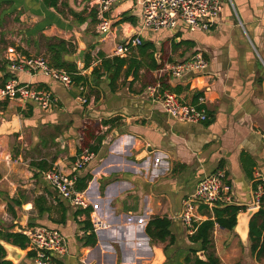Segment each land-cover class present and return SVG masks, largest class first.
<instances>
[{
	"label": "crops",
	"instance_id": "obj_1",
	"mask_svg": "<svg viewBox=\"0 0 264 264\" xmlns=\"http://www.w3.org/2000/svg\"><path fill=\"white\" fill-rule=\"evenodd\" d=\"M99 1L0 0V87L5 75L11 76L3 59L7 48L49 60L47 47L61 40L71 51L62 60L76 64L87 78L88 99L87 105L76 100L77 86L66 89L40 75L15 76L20 84L49 89L58 104L44 113L33 103L0 102V228L58 230L67 238V254L58 264L205 261L177 215L199 181L224 169L233 205L245 211L232 230L214 226L209 253L219 264H264L250 253L248 222L240 219L258 211L252 186L264 182V0H222L218 23L208 33L183 26L143 31L147 50L132 49L111 86L99 69L102 57L113 58V48L138 33L143 0H120L103 14ZM102 18L110 23L107 34L98 33ZM80 52L90 59L87 69L75 61ZM197 53L208 61L202 75L171 79L159 73ZM93 69H99V77L91 75ZM157 83L186 104L203 96L208 120L170 119L155 99L161 90L148 91ZM88 146L97 148L95 158L76 170L74 162ZM40 162L45 165H35ZM51 168L77 180L90 177L84 188L88 215L44 180ZM212 211L200 207V222L212 218ZM155 218L170 221L173 244L152 242L146 235V225ZM86 224L96 238L93 246L83 244L91 232ZM27 254L24 250L18 264H31Z\"/></svg>",
	"mask_w": 264,
	"mask_h": 264
},
{
	"label": "built area",
	"instance_id": "obj_2",
	"mask_svg": "<svg viewBox=\"0 0 264 264\" xmlns=\"http://www.w3.org/2000/svg\"><path fill=\"white\" fill-rule=\"evenodd\" d=\"M120 0H100L97 5L101 14L106 13ZM229 3L230 0H227ZM222 0H143L141 9V25L137 34L130 41L116 45L112 50V57L126 58L132 49L142 45L141 34L147 30L158 33L162 30L172 31L178 26L185 27L189 32H210L218 23ZM93 5V2L90 3ZM99 34H107L110 23L102 18L98 25ZM4 61L11 73V78L0 87V102L19 100L22 103H33L44 113L53 111L58 104L57 97L49 89H39L30 84H20L16 79L18 74L29 76L40 75L51 81L71 89L74 85L71 75L65 70L54 68L49 61L39 56H25L15 48L9 47L5 51ZM208 61L197 53L191 59L170 65L159 73L171 79H182L187 76L202 75L206 72ZM79 75L82 74L79 72ZM79 94L76 100L87 105L86 86L78 85ZM157 88L161 91L155 97L160 102L164 113L172 120L196 124L208 120L205 108V99L198 97L195 104H186L169 90L161 89L159 83L148 88L149 93L156 95ZM264 145V138H263ZM95 154L88 149L83 150L74 166L82 170L91 163ZM44 180L56 194L71 206L86 210L89 207V198L86 191L76 189L77 177L67 175L57 168H51L43 173ZM254 197V206L259 209L260 198L264 197V182L260 181ZM232 185L224 169H217L203 178L195 186L194 192L185 198L177 219L182 222L188 235L195 231V225L200 222L198 211L200 207L213 210L215 207L232 205ZM96 227L95 223L93 224ZM93 228V229H94ZM27 238V252L31 254V264H58L57 260L67 254V238L58 230L44 227H32L19 230Z\"/></svg>",
	"mask_w": 264,
	"mask_h": 264
},
{
	"label": "trees",
	"instance_id": "obj_3",
	"mask_svg": "<svg viewBox=\"0 0 264 264\" xmlns=\"http://www.w3.org/2000/svg\"><path fill=\"white\" fill-rule=\"evenodd\" d=\"M52 39L50 42L53 43ZM130 41V40H129ZM128 41V42H129ZM67 43L59 40H54V44L49 45L47 47V51L50 54L49 63L54 68L64 69L68 74L71 75L72 81L75 86L84 85L86 83V77L79 75V71H77L76 64L67 63L62 60L63 54L71 53L70 50L66 48ZM140 50L143 53L147 50V45H141ZM90 59L87 56H84L83 59V68L87 69L89 67ZM126 65V60L123 58L113 57V58H105L102 57L101 66L99 67L104 73H107L109 79L111 81L110 86L113 84L115 80L120 75V71ZM99 69H93L91 72L92 76H98ZM11 76L9 74L5 75V82L9 80ZM90 152L94 153L97 151L95 147H86ZM35 165H45V163L40 162ZM90 177H84L82 179H78L76 182L77 190H84L86 187V182ZM259 183L253 184V190H257V185ZM19 205V203H15ZM8 210L11 211V206L8 205ZM241 211H245V207H240L236 205H226L221 207H215L213 209V216L208 220L203 222H199L195 225V231L192 235L189 236V241L194 244L200 245V251L205 254L206 260L202 261L195 258L193 264H219L217 258L214 257L212 253H209L211 248V232L214 226H219L226 230H232L236 225V219L238 214ZM86 215L89 214V208L83 211ZM13 213V212H12ZM86 230H89V224L85 226ZM10 230V229H9ZM8 229L0 228V240L18 247L22 250H26L27 248V238L21 233L10 232ZM91 232L86 235L84 239L85 246H93L96 242L95 235L90 229ZM145 233L149 237L152 242H160L164 243L168 240L169 245L173 244V237L170 233V221L166 218H155L148 222L145 228ZM248 239L250 243V253L255 257L256 261L264 259V197L260 198V207L249 221L248 224ZM194 254L196 251H192ZM28 257L31 254H27ZM6 251L0 245V264H13L6 259ZM189 262V260H187Z\"/></svg>",
	"mask_w": 264,
	"mask_h": 264
},
{
	"label": "water",
	"instance_id": "obj_4",
	"mask_svg": "<svg viewBox=\"0 0 264 264\" xmlns=\"http://www.w3.org/2000/svg\"><path fill=\"white\" fill-rule=\"evenodd\" d=\"M134 33V32H133ZM127 37H130V34L127 35ZM83 52H80L76 57H75V61L79 62V63H83ZM83 66V65H82ZM13 125H16V121H13ZM257 213L256 210H251V211H247L245 213V215L241 216L240 219L241 220H245L248 222L250 219L252 218V216ZM0 245L4 248V250L6 251V260L10 261L13 264H18V262L20 261V259L22 258L23 254H24V250L15 247L13 245H10L2 240H0Z\"/></svg>",
	"mask_w": 264,
	"mask_h": 264
},
{
	"label": "rangeland",
	"instance_id": "obj_5",
	"mask_svg": "<svg viewBox=\"0 0 264 264\" xmlns=\"http://www.w3.org/2000/svg\"><path fill=\"white\" fill-rule=\"evenodd\" d=\"M36 56V55H35ZM37 56H39V57H42V58H45L46 59V57H44V56H41V55H37ZM46 60H48V59H46Z\"/></svg>",
	"mask_w": 264,
	"mask_h": 264
}]
</instances>
